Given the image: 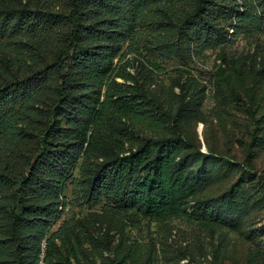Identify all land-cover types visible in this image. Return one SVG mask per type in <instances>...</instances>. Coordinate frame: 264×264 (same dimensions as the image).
<instances>
[{"label":"rangeland","instance_id":"obj_1","mask_svg":"<svg viewBox=\"0 0 264 264\" xmlns=\"http://www.w3.org/2000/svg\"><path fill=\"white\" fill-rule=\"evenodd\" d=\"M71 1L0 0V88L37 72L49 82L33 136L11 155L16 164L38 152L50 123L60 83L54 63L69 26L49 17L67 15ZM200 1L127 0L131 19L137 7L143 18L114 61L108 103L115 112L95 127L93 148L73 173L88 180L102 163L149 140L182 137L174 160L187 183L181 215L158 221L104 198L89 201L88 183L75 193L71 179L52 228L63 227L54 264H264V30L248 25L235 36L242 0H202L219 28L217 43L205 47L201 40L211 34L203 20L188 31Z\"/></svg>","mask_w":264,"mask_h":264},{"label":"trees","instance_id":"obj_2","mask_svg":"<svg viewBox=\"0 0 264 264\" xmlns=\"http://www.w3.org/2000/svg\"><path fill=\"white\" fill-rule=\"evenodd\" d=\"M115 2L72 0L67 15H50L55 25L66 22L69 26L67 43L53 69L60 83L39 150L22 165L14 163L11 155L17 153L19 142L33 136L39 108L48 104L43 97L49 82L46 73L37 72L0 88V150L6 147L9 152L4 161L0 160V264H37L43 241L46 264H54L63 227L55 232L52 228L64 214L65 191L71 179L75 193L88 183L89 201L104 198L121 211L154 216L158 221L182 213L179 202L185 198L187 183L178 170L174 171L182 137L149 140L138 150L102 163L88 180L73 178L76 164L93 148L95 127L106 114L115 112V106L108 103L114 61L123 46L134 39L143 18L141 7L135 9L132 20L126 11L127 0ZM242 7L244 10L234 16V35L248 25L264 30V0H242ZM195 13L188 31L196 27L195 20H203L211 37L201 42L205 47L214 46L219 28L208 22L213 17L202 0ZM84 37L89 45L81 43ZM123 105H117L119 110ZM23 165L27 170L19 171Z\"/></svg>","mask_w":264,"mask_h":264},{"label":"built area","instance_id":"obj_3","mask_svg":"<svg viewBox=\"0 0 264 264\" xmlns=\"http://www.w3.org/2000/svg\"><path fill=\"white\" fill-rule=\"evenodd\" d=\"M45 247H46V242L43 241V252H42L41 257H40V259H39L37 264H46V261H45Z\"/></svg>","mask_w":264,"mask_h":264}]
</instances>
